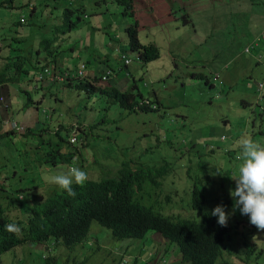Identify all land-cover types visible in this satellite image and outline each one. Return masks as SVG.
I'll use <instances>...</instances> for the list:
<instances>
[{"label": "clouds", "instance_id": "1", "mask_svg": "<svg viewBox=\"0 0 264 264\" xmlns=\"http://www.w3.org/2000/svg\"><path fill=\"white\" fill-rule=\"evenodd\" d=\"M201 1L178 0L179 4L175 5L174 0H129V5L124 7L116 0H81L80 9L68 24L69 29L64 27V31L66 30V34L62 36L64 46L70 33L81 30L82 24L86 26L83 30L86 35L82 37L79 32L76 33L79 37L74 39L79 46L72 45L73 39L69 41L67 47L65 46L73 51L78 61L69 71L65 70L55 76L56 84L65 80L77 81L90 78L99 68L97 60L105 62L107 67L101 74L98 73L100 77L95 85L100 86L104 79L112 75L113 71L107 60L116 53L112 42L118 39L119 31L117 27H114L112 31V21L102 24L100 18L104 12H110L109 4L114 2L121 5V13L123 9L125 10V14L122 13L123 16L128 15L132 19L130 24H124L127 34V40L123 42L126 49V55H122L124 64L129 63L127 54L132 52L136 53L138 61L143 66L151 62L149 69H163V73H166L172 65L175 83L173 89H170L169 78L165 81H157L162 79L163 74H153L151 80L147 79L148 85L160 93L171 92L174 89L182 92V97H176L173 102H164L165 105L168 104L166 115L172 114L168 119L169 124L179 123L184 127L192 124L189 119L191 113L184 108L185 99H189L203 106L197 109L202 116L195 120L203 121V125L206 126L203 129L207 137L202 138L195 136L192 128L185 132L182 127L177 139L171 135L172 131L167 130L169 140L173 144H179L180 148L187 149L183 154H179L180 172L171 181L164 177L155 178L156 168L144 163H136L139 159H133V164L116 167V170L120 171L123 168L133 169L136 166L139 170L144 169V172L152 173L149 181H142L140 186L135 185V194L132 199H127V202L116 199L111 201V203L123 205L122 213L129 220H134L133 214H137L138 218H147L138 231H125L121 235L145 236L117 238L114 236L116 234L112 226L106 224L103 226L96 222L91 223L86 235H109V232L117 241L127 239L142 242L139 243V252L142 251L140 257L144 255L149 257L150 264H192L186 257L185 251L182 252L180 249L178 242L167 235H212L217 251L211 264H247L248 257L257 258L260 261L259 264H264V260L261 259L263 252L261 241L264 238V136L259 140L256 135L264 131V0H229L233 4L221 10H228L229 13L240 17L244 16L250 30L245 51L250 53L251 61L241 59L237 69H232L231 65L234 60L240 58L238 56L240 52L234 58H224L219 61L207 51H193L186 52V55L178 60V55L170 51V45L164 46L160 42L156 45L150 40L144 43L138 36V32L145 29L152 19L159 27L167 26L170 24V19H173L177 23V25H171L175 40L177 42L184 40L183 27L193 25L191 13L201 8ZM138 11L143 12L141 24L135 20ZM102 48L108 51L100 53L99 50ZM174 50L177 48L174 47ZM194 52L198 53V56H193ZM164 58L170 62H159ZM72 59V57L65 58V65ZM155 62L157 63L154 65ZM249 67H257L258 73L253 76L247 75L245 70ZM47 75H50V79L53 78L52 72H45V76ZM119 81L122 85L121 90L125 89L127 84L123 80ZM135 84L139 83L134 81L131 91L136 89ZM32 86L37 87V83L31 86L25 85L22 89L29 91ZM63 87L66 88V86ZM49 88L41 86L40 93H44ZM17 93L14 95V103L18 107V118H15L14 104L7 101L4 93L0 96V107L3 108V113L0 114L1 130L15 129L20 132L25 126L27 132L24 134H28L29 138L31 134L43 129L46 130L47 135L54 134L55 128L48 132L49 127L41 126L44 119L50 118L46 110H40L43 97L39 101L32 99V103L27 105L26 101L20 98L19 92ZM17 97L21 103L19 100L16 101ZM54 99L57 101L58 97ZM78 100L79 97L71 103V116H76L73 115V109ZM32 105L40 110V114L24 116ZM119 109L123 113L131 110L123 107ZM54 113L57 117L56 109ZM140 113L146 118L145 121L136 123V126L140 131L138 142L144 146L146 139L143 134L151 132L160 122L154 121L144 111H138L136 114L129 113L125 116ZM25 117L32 120L28 123L21 121ZM35 121L36 124H34ZM119 130L122 131L120 128ZM183 132L186 135L181 138L180 134ZM73 134L70 133L69 142H74ZM27 139L21 142L20 139H15L13 144L16 148L19 144L17 149H20L26 145ZM16 140L18 143L14 142ZM115 140V138L112 139V142ZM21 143L23 145L20 146ZM170 154L171 158H166L168 165L173 158L178 162V157L174 153ZM120 157L128 159L122 154ZM9 159L16 161L15 171L17 167L22 169L23 164H27L24 150L19 151L16 156L11 155L5 161L10 173L14 167L8 163ZM229 172L234 176L230 177ZM222 173H224L223 180L215 177ZM111 174H114V171H111ZM3 179L6 178L0 177V184H3ZM87 179L88 174L85 171L79 167H69L65 172L48 177V182L56 185V188L59 187L58 190L66 191L69 196H75L73 183L82 187ZM169 182H171L170 186H166ZM5 184H9L8 180ZM19 196L23 199L21 194ZM80 198V203L86 204L88 211L95 198L90 194L81 195ZM25 229H27L26 225ZM6 230L15 232L16 235H26L16 224L6 223ZM242 235H246L245 241ZM89 243L92 241L89 240ZM95 246L96 249L99 247L97 240H95ZM132 246L133 244L130 243L115 247L116 253L120 256L119 264H128L127 258L119 250L127 251ZM167 254L169 257L165 259L164 256ZM89 258L83 254L82 264H88Z\"/></svg>", "mask_w": 264, "mask_h": 264}, {"label": "trees", "instance_id": "2", "mask_svg": "<svg viewBox=\"0 0 264 264\" xmlns=\"http://www.w3.org/2000/svg\"><path fill=\"white\" fill-rule=\"evenodd\" d=\"M116 1L124 7L129 5V0ZM80 4L81 0H2L0 7L9 11L14 9V12H9L11 15L14 13V21L8 16L1 23L10 26L8 31H3V35L0 36V63L3 66L0 71V84H15L17 87L14 90L21 96L25 85L37 83V87L32 86L29 91L39 93L42 85L51 87L57 82L55 76L72 69L78 59L72 54L73 59L64 66L66 51L69 49L63 45L62 36L66 34L64 27L69 29L68 24L75 18ZM122 13L125 14L124 9ZM80 33L82 37L86 35L84 31ZM76 46L79 44L76 43ZM97 62L99 68L90 78L65 80L59 83L69 89L82 91L83 97L79 98L77 104L85 107L76 105L75 112L83 114L72 116L74 121L82 123L77 122L65 127L59 117L55 116L54 134L47 135L43 129L31 134L30 138L28 134H24L27 132L25 126L20 132L15 129L2 131L0 128V146H3L1 143L4 141L1 138L5 137L11 144L8 149L0 147V177L8 180L9 187L27 183V186L21 189L14 188V192L0 184V255L22 243L29 242L34 248L39 243L38 245L43 244V248L41 253L37 251L39 258L36 264H70L68 260H64L67 256L73 259L75 262L73 264H82L85 246L89 241L86 234L92 222L112 226L116 234L114 236L117 238L145 236L121 235L125 231H138L147 218L140 216L138 218L137 214L132 213L135 218L129 220L122 213L123 205L111 201L116 199L127 202V199H132L135 185L140 186L142 181H149L152 173L144 172V169L139 170L136 166L133 169L116 170L118 166L134 163L132 158L120 157L128 148L127 145L119 144V140L112 142L99 139L92 130L99 127L106 136L118 137L121 134L119 128L124 119L121 117L109 119L108 113L112 111V106L130 108L129 113L132 114L144 111L154 121L169 125L166 118L168 104L165 105L161 101L162 93L145 83L135 84L136 89L132 91L121 90V82L111 77L104 79L100 86L95 85L107 67L105 62L99 60ZM45 72H52L53 78L50 79V75L45 76ZM139 86L147 88L148 91L141 90ZM29 91L24 92L29 95ZM31 100V97H28L26 104H31ZM94 110L98 112L92 115ZM0 111V114L3 113L2 107ZM129 120L126 119V122ZM167 130L168 127L160 130L158 125H155L151 132L143 134L150 146L146 147L136 163L156 168L155 178L164 177L171 181L180 172L179 154H183L187 149L180 148L179 144H173L169 140ZM61 131L65 133L62 135ZM70 132L74 133V142H69ZM256 135L262 137L264 131ZM18 136L24 137L20 142L28 138V146L31 149L27 142L25 146L17 149L19 144L16 148L13 140ZM99 143L103 144L101 156L100 152L87 151V148L99 147ZM22 150L27 164H24L22 169L17 167L16 171L14 167V173L9 174L6 158ZM166 153H174L178 157V162L173 158L168 165L165 158L158 159ZM155 159L157 160L151 161ZM69 167H79L88 174V179L82 187L73 183L75 196H69L66 191L58 190L59 187L56 188V185L48 182V177L65 172ZM23 170L33 171L24 174ZM42 171L48 173L47 180H38L39 175L42 176ZM111 171H114V174H111ZM228 174L230 177L234 176L231 172ZM223 176L224 173L215 175L222 180ZM225 179L227 180V177ZM170 184L171 182L166 183V186ZM86 194L95 198L88 211L87 205L80 203L81 198L79 199L81 195ZM6 223L16 224L26 235H16L15 232L7 231ZM167 236L178 242L180 249L182 252L185 251L192 264H211L215 257L217 245L212 235ZM242 238L245 241L246 235H242ZM246 263L259 264L260 261L248 257Z\"/></svg>", "mask_w": 264, "mask_h": 264}, {"label": "rangeland", "instance_id": "3", "mask_svg": "<svg viewBox=\"0 0 264 264\" xmlns=\"http://www.w3.org/2000/svg\"><path fill=\"white\" fill-rule=\"evenodd\" d=\"M174 4L178 5V0H174ZM201 8H197L191 13V19L192 24L187 27H183L185 31V38L182 41H176L175 36L171 31V25H177L175 20L170 19V24L167 26H157L155 23V20L152 19L150 24L146 25V28L143 30H140L138 32L139 39L147 43V41L150 40V42L155 43L157 45L158 42L163 44L164 46L170 45L169 49L172 51L173 54L178 55V60L182 59L186 52H193V51H207L209 54L214 55L216 60L222 61L224 58H234L238 52H240V55H238L240 58L234 60V63L231 65L232 69H237L239 66V62L241 59L249 60L251 61V55L250 53H247L245 51V47L248 45L247 40L250 36V30L248 29V23L244 16H238L234 15L233 13H229L228 10L221 11L224 7L233 4L229 0H202L201 1ZM121 5H118L117 3H110L109 9L110 12H104V15L100 18V21H102V24L107 23L108 21H112V31L114 30V27L118 28V39L113 41V46H115V55L113 57H110L107 62L109 63L110 69L113 71L112 75L110 77L112 79H115L116 81L123 80L127 85L124 90L132 89V84L134 81H137L139 84L144 85L148 84L147 79L151 80L153 74H163L161 80L157 81H165L167 78L170 80V89H173L175 87V83L173 81L174 77V69L172 65L169 66V70L166 73H163V69H149V65L151 62L147 63L145 66H143L140 61L137 59L136 53L128 52L127 57L130 59L129 63L124 64V60L122 58V55H126V49L124 47L123 42L127 40V34L125 31V23L128 25L130 24V21H132L130 16H123V14L120 12ZM161 11L163 9H160ZM20 14V11L18 12ZM142 11L136 12L135 20L138 21L139 24L142 23ZM14 16V13H13ZM167 23V21L165 22ZM86 28L84 24L81 25L78 32L83 31ZM160 30V33L158 34ZM78 32H72L70 33V36L66 38L65 46L67 47L69 44V41L72 40V45L76 46L77 40L74 39L76 37H79ZM81 34V33H80ZM146 40V42H145ZM80 43V42H79ZM174 47L177 48V50H174ZM108 50L106 48H102L99 50L100 53H105ZM73 54L72 50H67L66 55L67 58H71ZM193 56H198V53L194 52ZM200 56V55H199ZM201 58V56H200ZM161 63L170 61H166V59H162L159 61ZM157 62L154 63V65ZM67 66V65H65ZM89 69H87L88 71ZM245 73L249 76H253L254 74L258 73L257 67H249L247 70H245ZM134 78V80H133ZM143 78V79H139ZM138 84V85H139ZM105 85V84H104ZM17 86L14 84V89ZM139 88L145 92L148 91L147 88L139 86ZM181 91L174 89L171 92L164 91L161 95V101L162 102H173L174 99L178 96L182 97ZM21 99H24V101H28V97H31V99H35L37 101L40 100L41 97H43V101L40 107V110H46V114L50 117L47 120H43L42 125L44 127H49L48 132L54 128L55 123V114L54 110H57V114L59 119L61 120V124L65 127L71 126V124H75L77 122L82 123L81 121H74L70 112H71V103L77 98L83 97L82 91H75L73 89L64 88L63 85L60 84H54L49 89H46L44 93H36V92H30L29 95L26 93L21 92L20 93ZM18 96V93H17ZM54 97H58V100L55 101ZM197 98V97H196ZM185 106L184 108L188 109L191 113L189 116V119L191 121V125H186L185 127L180 125L179 123H171L169 125H163L161 122L158 125L160 130H164L166 127H168V131H172L171 135H174L176 139L178 138V133L181 131L182 127H184V131L188 132L191 128L195 136L198 138L207 137L205 135V131L203 128L206 126L203 125V121H197L195 118L199 119L202 114L201 112H198L197 109L203 108V106L200 103H196L195 100L191 101L189 99H185ZM77 106L85 107V105L76 104ZM75 105V106H76ZM14 113L15 118H18L17 112L18 107L17 104L14 103ZM33 107V105H32ZM29 107L27 111L25 112L24 116L27 114L30 115H36L40 114V110L36 108ZM112 111L108 113L109 119L112 120V118H123L124 122L121 125L120 129L121 134L117 136H106L104 135L103 131L99 127H95L92 131H94V135L96 137H99V139L102 140H109L116 138V140H119V144L125 143L128 148H126L124 153H121L123 156L132 158V159H139V156H141L142 152L145 150L146 147L150 146V144L146 141L145 145L143 146L141 143L138 142V133L140 132L138 127L136 126V123H141L145 121V116L142 114L138 115H129L128 113H123L119 108H116L115 106H112ZM95 111V110H94ZM98 111L92 112V115L96 114ZM83 112H75V107L73 109V115H82ZM184 114V113H183ZM156 115V113H155ZM171 113H168L166 115V118H171ZM83 117V116H82ZM126 119H130L126 122ZM36 124V121L35 123ZM5 131V130H3ZM65 131H61V134L63 135ZM71 133V132H70ZM186 134L183 132L180 134L181 138H184ZM6 138V137H5ZM5 138H1L4 141H2V145L4 147H7L6 149L11 147V144L8 140ZM257 138L260 140L262 139L261 136H257ZM16 139H23L22 136L16 137ZM15 143H18V141H14ZM98 142V141H96ZM0 146V147H3ZM99 147H96L94 149L87 148L88 152H100L99 156L103 153V144H98ZM220 147V146H218ZM154 149V148H153ZM152 149V150H153ZM66 150V149H64ZM30 151V149H29ZM1 153H5L4 151ZM12 155L16 156L17 153H12ZM10 157V156H9ZM166 159L171 158L170 153L162 154L160 158L158 159ZM8 159V158H6ZM5 159V160H6ZM140 160V159H139ZM151 160L152 162L156 161ZM90 162V161H89ZM8 163L14 167V160L9 159ZM235 163V162H233ZM23 164V163H22ZM24 166V164H23ZM235 167V164H233ZM33 170H28L27 172L23 170L24 174L31 173ZM14 173V170L11 172ZM9 172V174H11ZM48 173H45L42 171V176L39 175L38 180L43 179L47 180ZM24 179V178H23ZM7 179H3L2 183L4 187L8 188V190H11L14 192V188L21 189L25 186H27V183L23 182L22 185H17V187H9L7 184ZM6 188V189H7ZM19 192V191H17ZM109 235H88V238L92 243L87 242L85 246V252L84 255L88 256L89 263L94 264H119L120 256L116 253V246H126L128 244H133L132 247L129 248V250H119L122 254L125 255V257L128 260V264H150V259L146 255L141 256L140 254L142 251L139 252V243L142 242H136L134 240H122L117 241L115 240L111 234L108 232ZM95 240H97L99 247L96 249L95 246ZM145 241V240H143ZM29 242L22 243L21 245L15 246L13 249L8 250L0 255V264H36L37 258H39V253H41L43 244H36L35 248L31 247L29 245ZM261 245L263 247V252L261 253V259L264 260V238L261 241ZM176 247V246H174ZM37 249V250H36ZM239 249V248H238ZM90 250V252H89ZM169 254L165 255L164 258L168 259ZM64 260H68L70 264L75 263L72 258H69L68 256L64 258ZM21 261V262H20Z\"/></svg>", "mask_w": 264, "mask_h": 264}, {"label": "crops", "instance_id": "4", "mask_svg": "<svg viewBox=\"0 0 264 264\" xmlns=\"http://www.w3.org/2000/svg\"><path fill=\"white\" fill-rule=\"evenodd\" d=\"M25 1V0H24ZM2 0H0V3ZM9 12H14V9L9 11L7 8H3L2 6L0 7V36H2L3 31H8L10 24L8 26H5V24H1L4 18H7L8 16L11 17V20L14 21V16L11 15ZM2 63H0V71L2 70ZM44 86V85H42ZM4 93V95L7 98V101L11 102L14 104V95H16V91L14 90V84L9 83V84H2L0 85V96ZM19 100V103H21L20 99L17 97L16 101ZM32 118H24L21 119V121L28 123Z\"/></svg>", "mask_w": 264, "mask_h": 264}]
</instances>
